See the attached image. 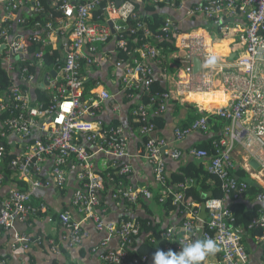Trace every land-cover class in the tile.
I'll return each mask as SVG.
<instances>
[{"label": "built area", "instance_id": "built-area-1", "mask_svg": "<svg viewBox=\"0 0 264 264\" xmlns=\"http://www.w3.org/2000/svg\"><path fill=\"white\" fill-rule=\"evenodd\" d=\"M49 1L62 3L59 9L63 18L55 24L51 16L45 26L37 23L36 30L25 31L18 25L26 23L19 11L29 7L33 14H40L44 12L41 1L0 0L4 9L0 20V77L10 82L0 92V187L9 181L5 165L10 152L15 154L8 165L12 170L10 178L23 185L11 186L6 194L0 195V232L12 231L16 222L30 224L39 214L47 212L45 203L35 205L33 199L52 187L65 189L67 167L74 161L80 185L74 192L72 207L84 221L107 234L97 249L102 250V264H150L152 257L133 255L137 245L144 243L139 238L141 230L137 222H106L102 214L105 192L121 207L135 206L142 199L154 197L149 188L126 182L132 172L126 163L128 131L101 116L104 105L119 96L132 104L130 116L142 138L139 154L153 167L160 197H171L173 206L185 215L179 228L162 230L161 239L168 240L165 251H179L182 244L195 238H210L218 245L216 264H247L245 231L234 227L235 217L227 202L242 200L250 188L236 174L233 159L236 144L247 140L257 143L252 155L259 167L251 176L264 186V0H210L191 8L185 7L184 0ZM136 3L184 10L187 19L204 18L221 37L233 33L241 46L233 63L217 62V55L210 49L211 42L207 44L204 34L198 30L183 31L168 17L160 33H152ZM240 16L246 25L235 23ZM162 39L177 50L169 56L164 54L156 45ZM35 45L39 48L31 53ZM48 56L52 57V66L41 74ZM195 60L201 62L198 73ZM155 66L165 73L174 69L168 78L175 84V90L153 92ZM102 67L117 79V94H112L100 79H93L95 83L87 91V83L92 80L87 70ZM52 71L56 72L55 77ZM45 80L49 85L44 86ZM217 89L229 96V102L214 114L229 124L220 142L214 143L213 155L196 147L185 153L171 148L167 139L156 136L158 128L153 116L165 113L170 101L186 103L194 94H212ZM37 90L46 94L47 102L36 101ZM208 129L209 116H201L188 127H177L176 141ZM185 154L206 160L207 171L218 178L224 193V198L206 202L205 221L199 218L202 205L186 199L184 194L194 180L169 185L167 158L178 161ZM98 160L103 162V168L97 166ZM48 162L50 175L41 178ZM257 202L264 203V193L257 197ZM58 217L59 242L66 243L68 248L82 245L88 237L82 222L75 221L70 210L61 211ZM253 225L264 230V209ZM148 238L152 244L157 243L152 235ZM114 239L118 246L111 248L109 244ZM34 243L27 234H15L13 254H25ZM52 244L53 251L59 253V245ZM0 264L10 263L0 257Z\"/></svg>", "mask_w": 264, "mask_h": 264}, {"label": "crops", "instance_id": "crops-1", "mask_svg": "<svg viewBox=\"0 0 264 264\" xmlns=\"http://www.w3.org/2000/svg\"><path fill=\"white\" fill-rule=\"evenodd\" d=\"M79 1V0H75ZM84 1V0H80ZM210 0H184L186 8H191L198 4L207 3ZM158 8V14L167 13L165 17H168L174 21V23L180 25V29L183 31L198 30L201 35L208 36L206 42H211L210 49L217 55V62L228 61L233 63L235 58V52L237 53L241 47L239 44V38L235 37L233 33H230L227 37L214 38L210 31H207L206 21L202 17H197L192 20L185 17L184 10H171L168 7ZM18 15L21 19L26 18L27 15H33L31 9L23 8L19 11ZM4 16V9L0 6V20ZM243 16H240L235 23L243 26L246 25ZM201 26V27H200ZM215 29V28H214ZM217 30V29H216ZM168 73H173L174 69L169 68ZM168 73L160 67H154L155 82H160V85L166 90H175V84L168 78ZM87 74L90 79H100L104 81L108 90L112 94H117L119 86L117 79L107 72V68H89ZM109 74V75H108ZM217 92L212 94H194L190 96L187 101L189 102H177L170 101L165 111V127L158 131L156 136L163 137L168 140L171 148H178L185 153L193 147H199L203 145L208 139L221 134V130L218 126H215V122L212 121L209 125L207 132H195L181 141H176L175 130L176 128H183L190 126V122L193 117L197 114V117L215 115L214 112L223 106L228 104L229 96L225 95L224 91L217 89ZM207 99L210 102L216 103V106L209 107L203 103L198 102L200 99ZM178 104H177V103ZM131 103L127 100L116 96L115 101L108 102L104 105L101 116L108 122L115 125H121L127 129L129 135V155L126 159V163L131 166L132 172L126 178V182L134 185L138 188L145 187L149 188L153 193L154 197L152 200L142 199L138 205L131 207H121L111 198L109 192L104 193L102 201V214L106 222H120L124 217L131 219H150L154 225H157L161 230L168 227L179 228L184 222L185 215L175 209L169 213L162 204V201H158L159 188L155 183V176L153 167L146 161L145 158L141 157L139 150L141 148V136L130 116ZM194 105H198L200 110L197 109L198 113L193 114ZM119 107V110H116ZM205 114V115H203ZM220 118V117H219ZM225 121V120H224ZM229 122L226 121V125ZM225 125V126H226ZM225 129V128H224ZM224 132V130L222 131ZM257 147V143L254 140H247L243 144H236L233 149V159L237 164V169L242 168L247 172L249 178L264 189V186L258 184L251 176L252 172H255L251 166L254 158L252 151ZM256 161V160H254ZM258 163V162H257ZM190 164H194L198 167L204 168L207 171L206 160L192 158L185 154L180 160H172L167 158V173L170 177L172 174L179 173L180 170ZM259 164V163H258ZM97 166L103 168V162H97ZM258 169V168H257ZM51 171V163H46L43 172L40 174L41 178H48ZM257 171V170H256ZM68 182L65 189L49 188L43 191L41 196L33 199L35 205H41L45 203L47 206V212L41 213L39 217H36L30 224L16 222L14 228L10 232H0V257L8 259L10 264H102L101 254L102 250H97L100 244L107 239V234L99 232L95 225L89 221H84V218L72 207V198L74 192L79 187L80 182L78 179V167L74 161H71L67 167ZM11 179L0 187V195L6 194L11 188ZM255 195H246L240 201L229 200L227 206L233 204H239L243 206L245 212L257 213L259 215L260 210L264 209V203L257 202ZM63 210H70L73 218L77 222H82L83 228L88 232V237L84 240L83 244L76 248H68L66 243H60L61 235V224L59 221V213ZM15 234H27L30 236L33 242L30 250L25 254L17 256L13 254L12 244L14 241ZM148 235L143 234L140 240L145 241ZM194 240H197L195 238ZM52 242L59 245V253L53 251ZM243 243L247 248L248 262L247 264H264V234L262 237L254 236V233L250 230L245 231L243 235ZM118 246L117 240H112L109 247L116 248ZM219 255L215 253L209 255L205 260L204 264H216L218 262ZM152 264V259L150 261Z\"/></svg>", "mask_w": 264, "mask_h": 264}, {"label": "trees", "instance_id": "trees-1", "mask_svg": "<svg viewBox=\"0 0 264 264\" xmlns=\"http://www.w3.org/2000/svg\"><path fill=\"white\" fill-rule=\"evenodd\" d=\"M43 7H44V12L40 14H33V15H27L26 16V23L24 24H18L20 28L25 29V31H34L36 30V24L39 23L41 26H45L49 20L50 17H53L54 23L57 24L60 19L63 18L62 12L59 9L62 6L61 2H51L49 0H40ZM118 1H127V0H118ZM137 10L144 14V19L147 23V27L151 30L152 33L154 34H159L160 29L164 25L166 17L162 14H158L157 8H154L153 6L150 5H142L140 3H136ZM163 9L164 6H161ZM51 17V18H52ZM245 20V19H244ZM201 27V26H200ZM207 31L211 32V35L214 38H221V33L219 31H216L214 27L209 23L208 25L205 26ZM132 38V37H130ZM156 45L159 48H162L164 51L163 53L166 55H170L171 52L176 51L177 49L172 47V44L165 40L162 39L160 42L156 43ZM39 46L35 45L34 47H31L30 52L34 53ZM46 65H44V68L41 70V74H45L46 71L49 70L50 66H52L53 60L52 57L48 56L45 59ZM168 64V62H166ZM32 70H40L39 68H33ZM95 83V80H90L87 83V91L91 89L93 84ZM10 82L4 80L2 77H0V92L2 90H5L9 87ZM153 92H166V89L163 88L160 85V82L156 81L154 82L153 86ZM34 97L36 101L39 102H47L48 98L46 94L40 90H37L34 94ZM198 102L203 103L207 108L209 107H214L216 106V103L210 102L207 99H200ZM177 103V102H176ZM178 104V103H177ZM169 105V104H168ZM195 112L192 113L196 114L198 113L197 109L200 110L198 105L193 106ZM205 115V114H203ZM166 116V113L163 114H157L153 116V121L156 123L158 131L163 129L165 127L166 121L164 120ZM197 114L195 117H193V120L190 122L193 123L195 120H197ZM132 123L137 127L136 123H134L133 119H131ZM215 122V126H218L219 128L216 130H221L220 135H216L210 139H208L203 145L196 147L198 149H204L207 150L209 155H213L215 153L214 150V143L215 142H220V140L223 137V130L226 125V121L223 119L219 118L217 115H211L209 118V125H211V122ZM15 157V154L9 153L7 156L6 160V165H5V170H6V176L10 179L12 176V170L9 168V164L11 160ZM237 176L241 179L246 181L250 188L249 191L247 192V195H255L259 196L260 194L264 193V189L260 187L259 185H256L251 178H249V175L247 174L244 169L239 168L236 170ZM169 185H176L178 183H184L187 180H194L193 185L188 186L186 189H184V194L186 199H191L193 202L202 205L204 202V199L202 196L205 194L208 196V199H222L224 198V193L222 191L221 183L218 180V178L214 175H211L208 171L204 170L202 167H198L194 164H190L180 170L179 173L172 174L169 178ZM11 186L13 187H22L23 185L16 181V179L11 180ZM197 183V186L195 185ZM161 195H158L157 199L158 201H162L163 206L169 213L172 210H175L176 207L173 206L172 204V199L171 197H167L163 199L160 197ZM142 202V201H141ZM229 209L232 211L234 217H235V222H234V227L238 229H242L244 231H248L251 228V231L254 233V236L256 237H262L264 234V230L260 225H253V221L257 218L258 214L257 213H250V212H245L243 210V206L239 204H233L229 206ZM40 214L38 215V217ZM136 221L138 226L140 227L141 233L140 237H142L143 234L145 235H152V237L157 240L156 244H152L150 242V239H146L144 243L138 244L137 245V250L134 252V256H139V257H153V253L157 251V249L164 250L166 249L168 245V240H163L161 239V233L162 230L158 227L157 225H154L150 219H131L129 217H124L122 221ZM138 238V239H139Z\"/></svg>", "mask_w": 264, "mask_h": 264}, {"label": "clouds", "instance_id": "clouds-1", "mask_svg": "<svg viewBox=\"0 0 264 264\" xmlns=\"http://www.w3.org/2000/svg\"><path fill=\"white\" fill-rule=\"evenodd\" d=\"M218 251L215 240L210 238L197 239L182 244L179 251L157 249L153 253L152 264H202L207 256Z\"/></svg>", "mask_w": 264, "mask_h": 264}, {"label": "water", "instance_id": "water-1", "mask_svg": "<svg viewBox=\"0 0 264 264\" xmlns=\"http://www.w3.org/2000/svg\"><path fill=\"white\" fill-rule=\"evenodd\" d=\"M201 68V62L199 60H195V73H198L199 70ZM52 76L55 77L56 76V72L52 71ZM49 85V82L47 80L44 81V86ZM34 107V105H32ZM251 166L257 170V168L259 167V164L257 163V161H254L251 163ZM197 186V183L195 184ZM202 198L204 199V202L202 203V208H201V212L199 215V218L201 221H205V219L207 218V206H206V202L209 200L207 195H203Z\"/></svg>", "mask_w": 264, "mask_h": 264}, {"label": "rangeland", "instance_id": "rangeland-1", "mask_svg": "<svg viewBox=\"0 0 264 264\" xmlns=\"http://www.w3.org/2000/svg\"><path fill=\"white\" fill-rule=\"evenodd\" d=\"M206 37L208 38V36L206 35ZM201 208H202V206H201ZM200 212H201V210H200Z\"/></svg>", "mask_w": 264, "mask_h": 264}]
</instances>
